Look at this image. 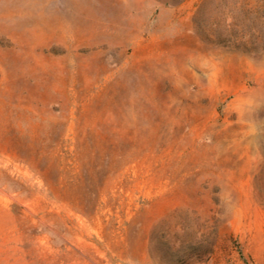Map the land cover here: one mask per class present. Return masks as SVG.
Instances as JSON below:
<instances>
[{"label": "rangeland", "instance_id": "rangeland-1", "mask_svg": "<svg viewBox=\"0 0 264 264\" xmlns=\"http://www.w3.org/2000/svg\"><path fill=\"white\" fill-rule=\"evenodd\" d=\"M0 264H264V0H0Z\"/></svg>", "mask_w": 264, "mask_h": 264}, {"label": "bare ground", "instance_id": "bare-ground-1", "mask_svg": "<svg viewBox=\"0 0 264 264\" xmlns=\"http://www.w3.org/2000/svg\"><path fill=\"white\" fill-rule=\"evenodd\" d=\"M73 12H74V11H73ZM65 16H66V15H64V17H65ZM74 16H75V15H74ZM76 17H77V16H76ZM70 19H71V17H70ZM76 19H77V18H76ZM60 21H61V20H60ZM62 21H63V20H62ZM74 21H75V20H74ZM76 21H77V20H76ZM76 21H75V22H76ZM66 22H67V21H66ZM70 22H71V21H70ZM69 24H71V23H69ZM72 24H73V23H72ZM60 26H61V25H60ZM62 26H63V25H62ZM69 26H70V25H69ZM63 28H64V26H63ZM63 28H62V29H63ZM73 28H74V27H73ZM60 30H61V29H60ZM61 32H62V30H61ZM68 33H69V32H68Z\"/></svg>", "mask_w": 264, "mask_h": 264}]
</instances>
